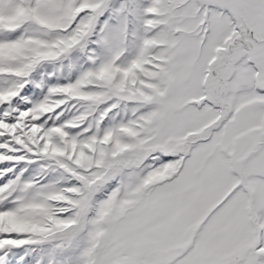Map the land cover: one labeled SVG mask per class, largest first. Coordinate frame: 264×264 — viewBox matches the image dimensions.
Returning <instances> with one entry per match:
<instances>
[{"label":"snow or ice","instance_id":"6c2138e0","mask_svg":"<svg viewBox=\"0 0 264 264\" xmlns=\"http://www.w3.org/2000/svg\"><path fill=\"white\" fill-rule=\"evenodd\" d=\"M0 264H264V0H0Z\"/></svg>","mask_w":264,"mask_h":264}]
</instances>
